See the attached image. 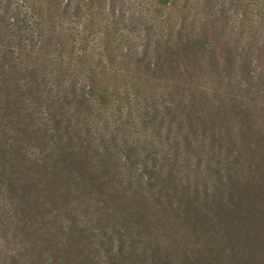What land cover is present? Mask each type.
<instances>
[{
    "label": "trees",
    "instance_id": "trees-1",
    "mask_svg": "<svg viewBox=\"0 0 264 264\" xmlns=\"http://www.w3.org/2000/svg\"><path fill=\"white\" fill-rule=\"evenodd\" d=\"M244 1L239 0L241 6ZM250 4L243 7L248 11ZM231 6L235 9L234 3ZM200 43L192 40L184 46L197 49ZM12 45L0 51V68L13 69L5 70L12 86H0V228L6 224L17 236L30 234L34 247L25 250L21 244L19 249L25 255L18 249H13V254L0 253V264H108L110 258L116 264H212L209 256L216 251L229 264H236L225 253H239L244 258L251 255L250 232L240 231L237 224L248 218L264 227L263 216H253L252 197L258 184L247 183L256 154L264 160L260 141L247 138L252 131L231 132L214 114L205 112L209 107L202 98L190 95L198 85L176 83L173 93L179 99L163 113L154 110L152 115L157 118L149 117L150 126L157 130L145 143L147 148L138 147V140L118 143L107 123L100 128L89 122L91 109L78 97L66 93L53 96L49 80L29 69ZM161 58L164 63L176 62L173 52L166 51ZM219 83L225 86L230 82L221 79ZM252 88L261 90L259 82H251ZM199 93L201 97L206 94ZM44 109L47 120L41 119ZM51 118L53 126L47 122ZM51 127L52 131H43ZM163 129L169 132L163 133ZM196 145L205 148L199 155L193 153ZM125 154H129L127 163L121 160ZM174 161L180 167L187 165L178 169L172 165ZM209 161L215 163L205 169ZM172 216L186 226L170 230L173 239L169 245L178 251L164 248L166 254L158 263L144 262L153 261L156 252H162L159 234ZM49 221L54 230L63 233L64 243L71 245L69 253L53 247V232L43 236V256L36 251L42 237L35 231H47ZM97 221L102 228L96 233L91 227ZM85 230L95 235L92 245ZM125 238L136 243L143 240V244L134 249ZM180 240L184 243L178 247ZM118 248L138 257L130 261L119 255L122 262L113 255ZM17 255L24 257L22 262L14 259Z\"/></svg>",
    "mask_w": 264,
    "mask_h": 264
},
{
    "label": "rangeland",
    "instance_id": "rangeland-1",
    "mask_svg": "<svg viewBox=\"0 0 264 264\" xmlns=\"http://www.w3.org/2000/svg\"><path fill=\"white\" fill-rule=\"evenodd\" d=\"M83 2L84 0H75V2L74 0H67L66 3L64 0H23V3H21L20 0H0V51L13 44L12 49L20 55L21 61L24 60L25 63H28L30 65L28 66L29 69H36L38 76H43V78L49 80L48 83L54 78L55 74H58L59 79L64 78V76H71L72 68L69 61L77 59L78 41L74 26L80 20L81 4ZM152 2L155 5L154 11L160 8L162 11L157 12L160 16H165L166 13L176 9V5L180 0H164L162 2L152 0ZM244 2L241 6L239 0H195L191 9H189L188 0H184L182 6L184 10L181 15L182 26L178 34L179 41L176 45L167 49L168 52L175 54L174 59L176 62L170 63V60H167L164 63L163 58L160 56L155 67L158 76L162 71V77L171 76L177 84L198 85L196 91L191 92L190 95L200 97L202 98L201 101L207 103L209 108L205 112L214 114L215 118H218L221 124L231 132L252 131V134L247 138L252 139L254 143L259 140L264 150V32L258 35L259 29L249 28L247 15L243 19H233L237 11L241 9L247 11L243 5L250 4L251 1L245 0ZM233 3L235 9L232 10L231 5ZM25 6L30 8L31 11H26ZM158 13H155L157 17H159ZM190 16L192 17L191 20L189 19ZM198 17L203 18L198 19ZM91 23L94 25L95 21ZM85 27L87 30V26ZM245 32L249 33L250 39L244 45H241L238 50L236 45ZM22 37L23 39H21ZM84 40L87 41V36L84 37ZM192 40H201L203 44L200 43L201 45L197 49L186 50L185 46L187 43L191 44ZM38 62H40V66L36 65ZM80 62L85 63L83 60ZM254 64L255 66H253ZM257 68L259 72H257ZM143 69L144 66L141 70ZM5 70L13 69L9 66L3 70L0 68V72H2L0 73L2 77L0 86H12V80L5 76ZM252 70H254V75ZM221 79L230 83L222 86L219 83ZM202 80L210 86L209 91H204L206 94L203 97L199 96V92H201L199 85ZM253 81L259 82V87L261 86L259 92L254 91L253 88L252 90L249 89ZM152 116L157 118V116ZM166 116L168 118L170 114ZM48 117L50 116L48 115ZM53 118H51V121H47L51 125ZM52 129V127L49 130L45 128L43 131H52ZM152 129L153 135H155L157 129ZM164 132L168 133L169 131L163 129ZM140 146L144 150L147 148L145 144L139 143L138 147ZM97 147L101 149V146L98 145ZM204 149V146L196 145L193 148V153L199 155V152L204 151ZM256 155L257 160L253 162L252 167L250 166L249 169L252 176H248L247 183L256 181L258 184H256L258 189L252 197L254 198L252 203L253 216L258 219V215L264 218V189L260 186L264 185V160L259 159L258 154ZM212 163L215 162H206L204 168L209 169L213 166ZM172 165L178 169H183L187 164L180 167L179 163L174 161ZM192 179L197 180L198 176H193ZM99 210L101 213L105 212L104 209ZM43 217L45 216L43 215ZM51 222H48L49 228L47 231L42 232L41 229L35 231L38 237H42L40 243L36 244L38 248L36 251L43 256L42 251L45 247L43 236L53 232V240L56 241L53 247H59L66 254L69 253L72 249L71 245L64 243L63 233L54 230ZM64 222L63 220L62 229ZM167 222L168 227L162 229L159 234V247L162 252L157 250L158 252H156L153 261L149 258L144 262L155 261V263H158V259L166 254L164 248H168L171 252L178 251L177 247L169 245L170 240L173 239V233L170 230L172 228L176 230L184 229L186 227L184 226L185 223H181L177 216H172V220ZM98 223L99 221H97L96 226L92 225L91 227L96 233L102 228ZM262 223L264 224V219ZM237 227L240 231L250 232L251 238L248 242L251 244L249 248L252 247L249 251L251 255L244 258L235 252L228 251L225 254L230 256L236 264H251V262L264 264V227L259 228L257 221L254 222L248 220V218L242 219ZM94 236L91 230H85V238L91 245ZM190 236L194 239L193 230H191ZM30 237V234L17 236L16 233L12 232V227L8 229L5 224L0 228V253L13 254L12 250L18 249L21 254L25 255L19 248L21 244H24L25 250L32 249L34 245L31 244ZM13 239L16 241L15 244L11 242ZM124 240L126 244L132 245L134 249H139L138 245L143 244V240L137 243L134 239L125 238ZM79 241L80 238L77 237V243ZM98 243L100 245L105 244V242L100 243V241ZM183 243V240H180L178 247L182 246ZM256 243L257 245H255ZM148 244L146 241V248ZM113 255L115 257L120 255L130 261L138 257L137 255H129L120 248ZM120 256L119 260L122 261ZM209 257H211L212 264H229L228 261L224 260L220 251H216L213 256ZM14 259L22 262L24 257L17 255ZM108 264H116V261L112 262V258H110Z\"/></svg>",
    "mask_w": 264,
    "mask_h": 264
},
{
    "label": "clouds",
    "instance_id": "clouds-1",
    "mask_svg": "<svg viewBox=\"0 0 264 264\" xmlns=\"http://www.w3.org/2000/svg\"><path fill=\"white\" fill-rule=\"evenodd\" d=\"M194 3L188 0V8ZM183 5L184 0H180L174 11L157 17L152 0H84L80 20L74 26L78 42L77 59L69 61L72 75L62 80L54 75L50 81L53 96L66 93L78 97L91 109L89 122L100 128L107 123L108 132L117 135L118 143L128 140L134 144L138 140L145 144L152 140L149 117L154 110L163 113L174 99H179L173 93L175 79L158 76L155 66L160 56L179 41ZM262 6L264 0H252L247 13L241 9L233 19L247 15L248 27L259 29V35L264 32ZM25 10L31 11L27 6ZM249 39V33H243L237 49ZM199 86L202 91L210 90L203 80ZM188 95L186 92L185 104ZM42 113L41 119L46 120L47 109ZM121 160L127 163L129 154L122 155Z\"/></svg>",
    "mask_w": 264,
    "mask_h": 264
}]
</instances>
